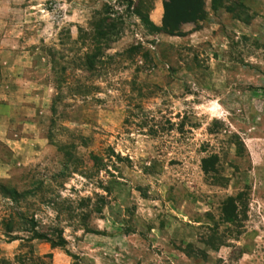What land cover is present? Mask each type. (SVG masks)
I'll list each match as a JSON object with an SVG mask.
<instances>
[{
	"label": "rangeland",
	"instance_id": "1",
	"mask_svg": "<svg viewBox=\"0 0 264 264\" xmlns=\"http://www.w3.org/2000/svg\"><path fill=\"white\" fill-rule=\"evenodd\" d=\"M157 4L3 1L0 79L43 96L0 121V264H264V0H202L174 34Z\"/></svg>",
	"mask_w": 264,
	"mask_h": 264
},
{
	"label": "crops",
	"instance_id": "2",
	"mask_svg": "<svg viewBox=\"0 0 264 264\" xmlns=\"http://www.w3.org/2000/svg\"><path fill=\"white\" fill-rule=\"evenodd\" d=\"M3 1L5 0H0V65H13L17 64L16 62L18 60L16 59L19 58H16L13 55L5 58L2 55V52L5 50L3 33L6 29L8 32L12 33L19 32L20 29L17 28L19 26L13 24L12 20L6 22L5 18H11L14 12L11 7H5ZM160 4L161 0H158V4L155 7L156 9L158 8L156 12L158 15L160 14ZM157 18L159 19V16H157ZM14 23L16 22L14 21ZM12 47L13 45L10 46L11 49ZM10 51L13 53L12 50ZM21 80L22 82H20ZM31 82L33 81L30 77H25L24 75L17 76L13 73L0 79V121L5 113H10L12 114V117L7 120L10 123L19 120L18 117L17 119L13 118L18 114V116L24 115L19 121L20 124H37L36 118L33 115L37 114L38 98L39 96H43V92L34 90L35 88H33ZM5 134L6 132H4V135ZM31 135L28 134L30 137Z\"/></svg>",
	"mask_w": 264,
	"mask_h": 264
},
{
	"label": "trees",
	"instance_id": "3",
	"mask_svg": "<svg viewBox=\"0 0 264 264\" xmlns=\"http://www.w3.org/2000/svg\"><path fill=\"white\" fill-rule=\"evenodd\" d=\"M218 0H210L212 6L217 3ZM162 6V18L161 25L162 29L166 30L167 33H179L178 25L182 22H188L193 20H198L202 18L204 12L202 9V0H161ZM142 23L150 29H157V27L148 21L145 15H139ZM103 20L97 19L92 23V32L96 38L106 40L105 32L102 30L105 29L102 25ZM159 29V28H158ZM214 156L211 155L207 158L201 159V170L206 173L209 170V167L212 165ZM2 193L8 197L14 198L15 191L13 189L2 188ZM238 197V196H236ZM234 205L232 203H224L222 207V216L225 222H231L234 219ZM231 208V209H230ZM39 237L37 235L34 236Z\"/></svg>",
	"mask_w": 264,
	"mask_h": 264
}]
</instances>
